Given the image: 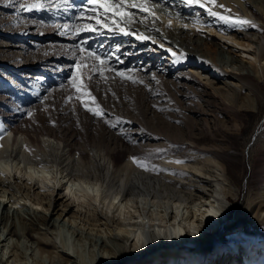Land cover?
Instances as JSON below:
<instances>
[{
  "label": "bare ground",
  "instance_id": "bare-ground-1",
  "mask_svg": "<svg viewBox=\"0 0 264 264\" xmlns=\"http://www.w3.org/2000/svg\"><path fill=\"white\" fill-rule=\"evenodd\" d=\"M11 1L13 2L9 5L0 4V29L2 34L17 41L18 46L25 51L30 44L33 43L34 45V43L37 42V40L32 39V37H41L46 34L37 35L36 33L37 31H40L38 27H40L41 24H47L50 26L51 30L50 32L47 31L49 34H47V37L44 36V39L49 41V43L51 39L57 40V42L60 43L59 45L61 48H64L63 50H65L63 51L61 49L63 52L59 51L60 53L56 52L51 55L41 54L39 57L36 56L33 58L32 63L39 67L41 71L44 70L45 72L46 70H49V68H52V72L56 73L57 71H55L53 66H59L60 62L64 63V66L71 67L74 63L79 65L82 64V66L83 63L88 64V60L83 61L81 59V57L86 58L87 53L80 52L79 45L91 48L99 54L102 53V55L109 54L107 62L110 68L114 70H117V67L119 66H123L124 68L126 62H130L132 59L136 58L140 60L141 56L145 54V52L147 53V51L150 52L149 56H151V60L161 63V54L165 53L168 54L169 57H164V59L170 60L171 64L175 67L182 65L185 61L183 59H187L189 62H195L197 66L211 74L215 79H219L218 82L223 83L235 94H239V91L242 93V91H245L244 89H246L247 93L245 99L253 109H259L262 102H264V93L261 89V84L259 83L260 77L264 76V47L260 50L259 55L254 54L252 52L253 49L250 47L254 42L258 41L257 38L260 39L261 35L264 36V0H217V3L223 4L225 8H213L214 11L251 22L250 25L239 26V28L235 27L236 29L230 24H225L218 18L208 15L206 10L200 8L197 4L188 5L184 0H161V4L164 6L161 5V8L163 7V10L168 12V14H166L167 17L165 12L161 14L164 15V18H159L155 25H152L149 20L144 24L133 23L128 29H126L127 31H135L138 34H143L144 36L151 38L147 40L137 39L136 35L133 34L124 35L119 32L111 33L107 30H104V34L83 33L82 36H76L74 32L64 29L63 27L58 28L57 25L62 26L68 24L69 28H71L73 25H76V23H84V20L78 18V13H73L72 10H56L54 6L50 9H45L44 11L33 10L29 12L28 19L30 20L28 22L25 21L26 23L22 21V26H20L18 30L20 34H14V32L8 30L20 21L17 20V14L19 17V13H28V11L22 10L19 5L21 3H33L34 0H27V3L25 2L26 0ZM49 2L55 4L56 0H49ZM84 8L87 11L89 6L86 4ZM225 9H231V12H226ZM195 11H200V13L204 14L206 17L198 20V18L193 16ZM168 17H171L172 19ZM169 20H172V26L170 27L171 30L165 27V25L168 26ZM185 24L187 27L182 26ZM188 24L192 27L188 26ZM207 27L211 30V27L214 29L217 28L225 34L231 32L235 36L234 39H236L237 43L242 46L241 49L243 51H247L249 54L253 53L252 56L255 63H253L252 60L249 61L243 59L236 52L237 46L236 48L234 47L235 50H233V45L226 41L223 43H216L219 47L215 51V56L211 58L209 55H206L199 50L190 51L187 49L190 46V40L187 42L186 39L178 38L180 30H183V28L184 30H189L190 33L194 32L196 35H199L200 29L204 30V28ZM154 29H159V31H155ZM244 30L246 32H244ZM65 31H68V34L62 35L61 33ZM206 33L209 34V32L206 31V36ZM197 38L202 37L198 36ZM82 40H87V45H82ZM133 41H135V44ZM8 45L10 44H0L2 47L0 48V53H3V55L8 54V49L6 48ZM161 45H163V47H161ZM156 47L158 49H156ZM169 49H171V51H169ZM227 51L229 53H227ZM39 52L40 51H38V53ZM173 53H175V55H173ZM226 53H231L232 56H226ZM5 57L7 60L9 57L11 59L13 58L11 54H8ZM23 57L18 61L20 64H23ZM243 60L250 62L255 68V71H240V69H244L245 63H241L235 68L234 64L237 63V61L242 62ZM20 64H17L15 67H20ZM142 64L143 63H141L140 60L137 64L138 67L136 68L138 72L139 70H142L145 74L149 70L153 73L157 72L154 68L156 66L155 64L148 65L149 67H142ZM171 64H167V66L163 68L161 66H156L158 71H160V76L157 78L158 81L161 79L164 83L166 82L167 78L165 79V77L172 73L173 67L170 66ZM8 65L11 67L15 64L11 65L8 63ZM114 66H116V68ZM134 67L132 69H134ZM11 71L16 73L15 68ZM113 72L115 71H106V73L104 71L105 79L110 78V76L116 77ZM1 74L4 75L5 73L0 65V75ZM96 76L97 75H95V77ZM144 79L146 83L148 79L146 77ZM102 80L99 79L97 83L100 84ZM22 81L28 85L27 80L22 79ZM148 83H146V85ZM161 84L163 83L161 82ZM152 88L153 86L149 91ZM2 97V99L0 98V145H2L0 150L6 151V154L11 157L15 156L20 160H26V162L28 161L31 164H35V167H38L37 165L39 164L43 170V172L41 171L42 174L40 176L38 175L40 172L35 173V175L37 174L36 176H39L38 181H40V185H37L35 189H39V187L42 188L37 190L38 192L35 190L36 194L33 196L30 194L31 185L33 183L29 185V189L23 187L24 185H21L20 179H23L21 178V174H24L26 179H33V174L31 175L25 170V168H23L25 165H22L21 167V163H15V168H18V174H13L14 171L12 173V166L9 164L4 170L8 175L5 173L6 176H2L1 174L0 226L4 229L2 234L4 235L5 233L2 242L6 241L8 236H15V239L26 236L32 240L39 249H41V252L47 253L49 263L68 264L71 261V256L69 254L65 255V253L59 249L61 245L62 248L66 249V239L65 237L62 238L61 230L65 229L68 224L69 227L77 226L78 234H81V236L84 234L86 235V237H78L79 239H85L89 243H92L93 246L97 245L100 253H97L96 257L94 256L95 259L92 264H121L126 256L130 254L134 255V251L142 252L144 255L145 252H149L150 250L152 251V254L151 252L148 253L150 257H153L152 255L155 253L157 255L154 256L155 258H150L151 261L155 260V262H150L149 264H178L179 261L185 262L186 264V262L188 263V260L192 261V259L193 264H204V260H206L208 264H211L208 259L210 256L205 255L203 251H201L203 254L195 253L196 251L193 252L195 249H192L191 246L193 245L192 243L198 239L196 242H200V244L204 246V249H211L210 246L213 238L210 236L217 229L216 226L219 223H222L223 215H220L221 210L225 209L226 211L228 209L225 201L229 200L231 202V194H234L232 191L233 187L230 186V183H233L231 180L232 178H230V171L227 170L228 168H226L221 161L219 162L214 157L212 159L207 158L208 161H206L207 159L201 161L196 158L188 160L187 158L166 156L165 163L152 164L157 171L162 173L165 172L164 174L153 171L152 174L146 175L145 171H143L144 169L141 170V168L133 162L132 158L135 157L134 154H136V151L134 150L129 151L131 156H129L130 158L128 157L129 159L122 160L119 152L111 150L105 144H103L105 146L100 144L97 145V142L96 144H93L87 138L84 141H81L85 137L81 140L78 139L77 135L79 134L77 133L76 135L71 131V128L69 131L73 133L69 134V132H64L63 136L61 134L59 135L58 132L53 129H49L43 133L40 132V128L35 129V127L18 125L17 119H20V112H12V109H9V103L12 102V96L8 95ZM152 102L155 104L154 101ZM63 122L64 121L60 119L59 123L61 125ZM92 129L91 131H93ZM99 133L97 132V135H99ZM45 135L48 136V138ZM107 137L114 143H121L123 141V137L114 129H112V133H109ZM176 161L182 162L176 163ZM12 163L13 162H11V164ZM56 164L62 165L66 174H69V171H73V174L75 173L77 176H73L74 179L80 183L91 182V177H93L95 178L93 181L97 183V186L100 184H102L103 187L106 186L109 191L107 194H103L100 199H102V203L104 204L102 207L106 208L105 211L108 212H105L104 215L103 211L99 208L98 197L91 193L90 190L85 189L84 186L76 187V185H73L72 183L73 187H76V189H74L68 183L69 186L66 185V188L63 190L59 183H57L56 177L53 176L55 173L51 175L49 172H47V174L45 172L48 167H53ZM178 166L180 169H178ZM62 167L60 166L58 168L60 169ZM171 167H174V169ZM176 168L179 171L177 174L175 173V175L180 178H187L184 172L190 170V173L194 175L190 180L191 182L193 180H199V177L197 176H200L204 188H201V186L200 188L191 189L192 191L196 190V196L192 199L188 198L186 195L187 192L184 194H182L183 192L180 193L179 187L184 185V182L175 180L176 178L172 175ZM66 169L69 171L67 172ZM170 172L171 174L169 175L168 173ZM201 174H206V176L202 177ZM207 176L215 178L213 184L210 183L211 179H207ZM223 178L224 180L220 181V179ZM222 182L224 183L221 184ZM13 184L15 187H13ZM62 185L64 184L62 183ZM32 188H34V186ZM205 188L207 190L209 189V192H206L204 190ZM124 189H127L126 192L128 194L123 192ZM98 191L100 190L98 189ZM261 191L260 199L257 204L258 206H256V210H254V218L262 217L264 213V190ZM100 193H102V191ZM216 194H219L220 197L216 196ZM122 195L126 198V205L123 204V202L119 205V202H117V199L119 197L121 198ZM151 197H153V201L161 202V209L157 210L158 212L152 211L148 214H143L140 211L141 207H139L137 201L140 200L143 202V200H147ZM125 198L123 200H125ZM27 199H30L33 204H28ZM130 201L136 202L135 204L133 202L130 204ZM170 201L174 204L173 210H170L167 207V203ZM9 202H11V205H8ZM21 208L24 212H27L26 215L20 214ZM113 209L118 211L119 214L121 213V216L118 217L119 220L113 219V221L110 222V218L112 217H110L109 214H115L113 213L114 211H112ZM234 227L235 226L230 223L226 229L229 232ZM43 228L46 229V232L41 231L42 233H40L39 229ZM250 233L249 231L245 232L244 230L239 232V234L242 235L240 241L243 242V245L240 248L236 247V250L240 251V256L243 255V257L246 258L245 260L250 264H264V239L261 238L256 240L254 238V240H256L254 241ZM2 234L0 233V240ZM56 234L58 235L56 236ZM186 239H189L187 241H191L192 243L187 244L186 242H181L183 240L186 241ZM57 240H59L60 245H58ZM170 242L175 244H170ZM244 247H247V249ZM149 248L150 250L146 251ZM193 248H198V246L195 245ZM210 249L207 250L208 253ZM104 251L110 253L108 259H112V262H101L106 256ZM186 252L191 253L188 254ZM171 254L175 256H172ZM0 255V264H25L21 261L22 259L18 254L5 251V247L1 248ZM221 255L222 254L215 257L214 264H219L216 262L219 258H222ZM135 257L138 256H132V258L136 259ZM55 260H58V263H56ZM139 260L142 263L144 262L141 259ZM239 260V256H236L235 261L239 262Z\"/></svg>",
  "mask_w": 264,
  "mask_h": 264
},
{
  "label": "rangeland",
  "instance_id": "rangeland-1",
  "mask_svg": "<svg viewBox=\"0 0 264 264\" xmlns=\"http://www.w3.org/2000/svg\"><path fill=\"white\" fill-rule=\"evenodd\" d=\"M12 2L13 1H11V3ZM25 2L27 3L28 1L26 0ZM11 3L10 0H1L0 2L2 5H9ZM161 5L163 6V4ZM163 7L161 8L160 6L155 10L158 18H164V15H161L166 12L163 10ZM199 13L200 11H195L193 16L198 18V20L206 17L204 14ZM28 14L30 13H19V17L17 14V20L20 21L14 26L10 27L8 31L14 32V34H20L18 30L19 27L22 26L21 22L23 21L26 23L30 20L28 19ZM166 14H168V12H166L165 15ZM230 25L234 28H239V26H234L232 24ZM188 26L191 25L188 24ZM165 27L171 30V28L167 25H165ZM211 28L212 30L208 27L204 28V30L200 29L199 35H196L194 32L190 33L189 30H184L183 28V30H180L178 38L186 39L187 42L190 40L189 48L185 46L190 51L199 50L202 53L209 55L211 58L215 56V51L219 47L216 43H223L226 41L227 43L233 45V50H235L234 47L236 48L237 46L236 52L238 55H240L243 59H247L249 61L252 60L253 63L255 62L252 54L254 53L259 55L260 50H262L264 47V36L261 35L260 39L257 38L258 41L254 42L252 46H250L253 49V53L249 54L247 51H243L241 49L242 46L237 43L236 39H234L235 36L231 32L225 34L217 28ZM38 29L40 31H37V35L44 33L46 34L41 37H32V39L37 40V42L34 43V45L33 43L30 44V46L25 49V51L23 48L18 46L17 41H14L13 39L8 38V36L2 34L0 29V44H10L6 46L8 49L7 53L13 56L12 59L9 57L7 60L5 56L8 54L3 55V53H0V65L1 69L5 73L4 75H0L2 76L0 77V96H12V102L9 103V109H12V112H20V119H17L18 125L24 127H35V129L40 128V132L43 133L49 129L55 130L59 135H63L64 132H69V134L74 132L76 135L78 133V139L81 140L83 137H85L81 141H84L87 138L93 144H96L97 142V145H106L111 150H116L121 154L122 160L127 159L130 156L129 151L134 150L136 151V154H134L135 157L139 158L140 160H146L151 165L165 163L166 156L187 158L188 160L196 158L201 161L207 158L212 159L214 157L219 162L221 161V163L224 164L226 168H228L227 170L230 171V178H232L231 180L233 182L230 183V186L233 187L232 191L234 196L231 194L232 203L229 200L225 201L226 207L228 209L226 211L225 209L221 210L220 215H223L222 223H219L216 226L217 229L210 236L213 238V240L211 241V249L208 248L210 249L209 253L207 251L208 249H204V246L200 244V242H196L198 239H196L194 243L190 241V243L193 244H191V248L195 249L193 252L196 251L195 253L198 254L205 253V255L210 256L208 258L210 263L214 264V256H220V254H222V257L228 256L232 254L234 249L240 248L243 245V242L240 241V237H242V235L239 234L240 231L244 230L245 232H251L250 235L253 237V240L254 238L256 240L261 238L264 239V213L262 217L260 216L258 218H254V210H256L255 207L258 206L257 204L260 199V194L262 192L261 190H264V102H262L259 109H253V107L250 106L248 101L245 99L247 93L246 89H244L245 91H242V93L239 91V94H235L223 83L218 82L219 79H215L213 76H211V74L205 72L203 69L197 66L195 62H189L187 59H183L185 61L182 63V65L175 67L173 64H171L170 60L164 59V57H169V55L165 53L161 54V63L151 60L149 51H147V53L145 52L146 55L143 54L140 59L141 63H143L142 67H149L148 65L155 64L156 66H161L163 68L166 67L167 64H171L170 66L173 67L172 73L165 77V79L167 78L168 80H166L165 83L161 79V81H158L157 78L160 76V71H158L156 66L154 68L157 70V72L153 73L151 70L147 71L146 74L142 70H139L138 72L136 68L138 67L137 64L140 60L136 58L132 59L130 62H126L124 68L123 66L117 67V71L127 70L125 75L132 76L134 80L138 81L136 83H133L131 80L117 75L116 71L113 72L116 77L110 76V78L105 79V74L103 73L101 77L98 76L97 78V76L95 77L93 73L88 71V68L84 67L85 63H83V66L81 64L78 68L76 66L77 63H74L71 67L64 66V63L60 62L59 66H53L55 71H57L56 73L52 72V68L49 67H47L49 70L44 72V70L41 71L39 67L32 63L33 58L36 56L39 57L41 54L51 55L59 51L63 52L65 50H63L64 48H61L59 45L60 43H58L57 40L51 39L49 43V41L44 39V36L47 37V34H49L51 30L50 26L47 24H41ZM47 31L49 32L47 33ZM206 31L209 32V34L206 33L207 36L205 35ZM244 32L246 31L244 30ZM198 36H201L202 38H197ZM133 42L135 44V41ZM79 46L82 47L81 45ZM0 48L2 47L0 46ZM61 49L63 51H61ZM156 49L158 48L156 47ZM38 51L40 52L38 53ZM227 53L229 52L227 51ZM227 53L226 56H232L231 53V55ZM100 54L103 57H109V54ZM21 57H23V64L18 62ZM82 60L84 61L86 59ZM8 63L15 65L10 67ZM90 63L91 62L89 61V67L91 66ZM241 63H245V67L244 69H240V71H255V68L250 64V62H246L245 60L242 62L237 61V63L234 64L235 68H237ZM17 64H20L21 66L18 68L15 67ZM114 67L116 68V66ZM133 67L136 71L132 69ZM13 68L16 69V73L11 71ZM89 75H92L94 80L93 78L91 80L87 79ZM75 77L82 78V82L87 84L88 91L91 92V96L76 92L75 88L72 86V82ZM145 77L148 79L146 83L149 82L147 85L145 83ZM22 79L27 80L28 85L27 83H24ZM99 79H103L100 84L97 83ZM139 81H143V83H140ZM76 82L79 83L81 81L77 80ZM161 82L163 84H161ZM259 83L261 84V89L264 93V76L260 77ZM152 86V91H149ZM105 95L108 96L106 97ZM2 96L0 97L1 99L3 98ZM92 97H95V101L92 100ZM152 101H154L155 104ZM85 103H87L88 107L92 108H96V106L99 105V107L104 110L105 116L103 118L94 116L92 113L86 110L84 107ZM28 113H31V115H28ZM60 119L64 121L62 125L59 123ZM118 120L121 122L118 124L117 128L110 126L112 123H117ZM70 128L73 132L69 131ZM91 129L93 131H91ZM112 129L118 131L123 137V141L121 143H114L108 138L109 136L107 137L109 133H112ZM97 132H100L99 135H97ZM46 137L48 138V136ZM0 151L5 152H0V176L1 174L2 176L8 175V173H6L4 170L9 164L12 166V173L14 171L13 174H18V168H15V163H21V167L22 165H25L23 168H25V170H27L31 175L33 174V179H26L25 175L21 174V178H23L20 179L21 185H24L23 187H27L29 189V185L33 183L34 185H31L30 194L32 196L36 194L35 192L42 188L39 187V189H35L37 185H40L38 177L43 172L39 164L37 165L38 167H35V164H31L28 161L26 162V160H20L15 156L11 157L10 155L6 154V151ZM208 159L206 161H208ZM11 162L13 163L11 164ZM56 165L53 167H48L47 171L45 170V172L46 174L49 172L51 175L55 173L53 176L56 177L57 183H59L63 190L66 188L68 183L71 185V187H73V185H76V187L84 186L85 189L90 190L91 193L98 197L99 208L103 211L104 215L105 212H108L105 211L106 208L102 207L104 204L102 203V199H100L103 194H107L109 191L107 190L106 186L103 187L102 184L97 186V183L93 181V179H95L93 177H91V182H88L89 185L86 182L80 183L74 179V177L77 176L75 173L73 174V171L66 169L67 172L69 171V174H66L62 165ZM60 166L62 168L59 169L58 167ZM172 169H174V167ZM178 169H180V167ZM178 169L176 168L172 175L176 178L175 180L184 182V185L179 187V191L180 193L183 192L182 194L187 192L186 195L188 198L192 199L194 196H196V190L192 191L191 189L200 188L201 186V188H204L201 178L200 176H197L199 177V180H193L191 182L190 180L194 175L190 173V170L184 172L187 178L177 177L175 173H178ZM141 170L143 169L141 168ZM156 171L157 170L155 169L154 172ZM146 172L147 171H145L146 175L153 173V171ZM157 172L160 174L162 173L160 171ZM35 173H39V176H36L37 174L35 175ZM168 174L170 175L171 172ZM201 175L202 177L206 176V174ZM209 178L211 179L210 183L213 184L215 178L207 176V179ZM221 180H224V178L220 179V181ZM62 183L64 185H62ZM223 183L224 182L221 184ZM85 185L88 186L86 187ZM33 186L34 188H32ZM215 186L219 188L217 185ZM13 187H15L14 184ZM76 187L74 186L73 188L76 189ZM206 188L204 190L209 192V189L207 190ZM98 189L100 191H98ZM124 190L123 192L128 194L126 192L127 189ZM101 191L102 193H100ZM98 192L100 196L96 194ZM216 196L220 197L219 194H216ZM119 198L117 199L119 205L120 203L122 204V202L126 205L127 202H125L126 198L124 195H122L120 199ZM124 198L125 200H123ZM27 202L28 204H33L30 199H27ZM132 202L135 204L136 201H130V204ZM137 203L139 207H141L140 211L143 214H148L152 211L156 212L157 210L161 209V202L153 201V197L143 200V202L138 200ZM8 205H11V202H9ZM167 207L170 210H173V202L170 201L167 203ZM112 211H114L113 213L116 215H112V213L109 214L110 217H112L110 218V222H112L113 219L119 220L118 217L121 216V213L119 214V212L115 209ZM20 214L26 215L27 212H24L21 208ZM230 223H232L235 227L228 232L226 228H228ZM63 230H61V233L62 238L65 237L66 239V249L62 248V245L59 247V249L65 253V255L69 254L71 256V261L68 264H92L95 259L94 256L96 257L97 253H100L97 245L93 246V244L89 243L87 240L79 239L78 237H86V235L84 234L81 236V234H78L79 232L77 230V226L69 227L67 224ZM2 231H4V229H2L0 226L1 234ZM39 231L40 233L46 232V229H39ZM57 235L58 234H56V236ZM4 237L5 233L4 235L2 234V238L0 240V250L2 247H5V251L18 254L22 259L21 261H23L25 264H51L49 263L47 253L41 252V249H39V247L36 246V244L26 236L17 239H15V236H8L7 240L2 242ZM57 241L58 245H60L59 240ZM181 242L185 243L184 240ZM195 245L198 246V248H193ZM149 249L146 251H149ZM201 251H203V253ZM150 252L152 254V251H149L145 252L143 255L142 252L134 251V255H137L138 257H135L136 259H134L132 258L134 255L130 254L124 258L121 264H149L150 262H155L153 259V261H151L150 258H155L154 256L157 254L155 253L152 255L153 257H150L148 255ZM104 254L106 256L101 260V262L113 261L112 259H108L110 255L108 251H104ZM171 255L175 256L173 254ZM139 259L144 262H140ZM55 262L58 263V260H55ZM216 263L225 264L222 260H217ZM178 264H185V262L179 261ZM186 264H193V259L192 261L188 260V263L186 262Z\"/></svg>",
  "mask_w": 264,
  "mask_h": 264
},
{
  "label": "snow or ice",
  "instance_id": "snow-or-ice-1",
  "mask_svg": "<svg viewBox=\"0 0 264 264\" xmlns=\"http://www.w3.org/2000/svg\"><path fill=\"white\" fill-rule=\"evenodd\" d=\"M188 5L197 4L200 8L205 9L207 14L216 17L219 20L223 21L225 24H232L234 26H243L250 25L251 22L245 19L235 18L231 15H224L218 11H214L213 8H225L223 4H218L217 0H184ZM11 3V0H10ZM87 5L89 6L86 11L84 7L78 6L75 4V0H56L55 4L49 2V0H34L33 3H21L19 7L24 10L31 12L33 10L41 11L44 9H50L53 6L56 10L69 11L75 8H79L78 18H82L84 23L73 25L69 28L68 24L57 25V27H63L68 29L71 32H74L76 36H82L83 33H99L104 34V30H107L111 33H123L124 35L133 34L136 35L137 39H151L148 36L143 34H138L135 31H127L133 23L144 24L146 21L151 22L152 25H155L158 21V16L155 11L156 8L161 6V0H86ZM226 12H231V9H225ZM172 26L171 20L168 21V27ZM187 27V25H182ZM254 26V25H253ZM159 31V29H154ZM62 35H67L68 31L62 32ZM87 40H82V45H87ZM163 47V45H161ZM79 51L82 53H87V57H81V59H86L91 61V66L89 67L85 63L84 67L88 68L90 73H93L97 76L103 75L104 71H116V74L131 80L133 83L138 81L134 80L132 76H126L125 71H117L111 69L108 65V58L102 57L98 52L92 50L88 47H80ZM171 51V49H169ZM175 55V53H173ZM78 68L79 64L76 65ZM92 75H89L87 79L91 80ZM154 78V77H153ZM80 80L81 82L77 83L76 81ZM143 83V81H139ZM158 82V81H157ZM72 86L75 88L77 93H82L83 95L91 96V92L88 91L87 84L82 82L81 77H75L72 82ZM80 98V97H78ZM92 100L95 101V97H92ZM86 110L92 113L96 117L103 118L105 116L104 110L96 106V108L88 107L87 103L84 104ZM31 115V113H28ZM117 123L110 124L111 127L117 128ZM2 147V145H0ZM133 162L140 168L145 171H154L155 166L151 165L146 160H140L139 158L133 157ZM182 161H176V163H181ZM98 194V193H97ZM215 214V213H213Z\"/></svg>",
  "mask_w": 264,
  "mask_h": 264
}]
</instances>
